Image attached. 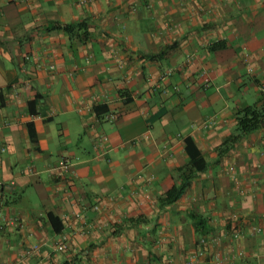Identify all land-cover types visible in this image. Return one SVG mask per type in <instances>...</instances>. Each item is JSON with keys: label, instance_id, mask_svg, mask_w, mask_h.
Listing matches in <instances>:
<instances>
[{"label": "crops", "instance_id": "crops-1", "mask_svg": "<svg viewBox=\"0 0 264 264\" xmlns=\"http://www.w3.org/2000/svg\"><path fill=\"white\" fill-rule=\"evenodd\" d=\"M262 101L264 0H0V264H264Z\"/></svg>", "mask_w": 264, "mask_h": 264}, {"label": "trees", "instance_id": "trees-1", "mask_svg": "<svg viewBox=\"0 0 264 264\" xmlns=\"http://www.w3.org/2000/svg\"><path fill=\"white\" fill-rule=\"evenodd\" d=\"M86 25L87 23L85 20L70 24L55 21L51 24L48 30L59 29L68 34H75L82 29V32L79 33V35L86 37ZM219 46H221L220 42H216L211 45L212 48H217ZM31 103L32 101L29 102V104ZM234 118L236 121L235 133L228 136L219 146L216 147L215 150L218 154L226 152L229 146L241 136L264 126V101L260 103L242 105L235 111ZM193 152L195 156L191 159V163L188 164L187 167L190 171L203 169L206 166V162L202 159L201 155L196 153L195 150ZM189 175L190 173L182 174L180 181L178 183H174L173 186L161 197V200L165 203H171L179 198L188 183ZM48 216L53 225L56 224V222H54L56 217L50 213H48ZM190 217L192 218L194 230L197 234L207 235L208 233L214 232V229L210 227L206 216H201L195 212H191Z\"/></svg>", "mask_w": 264, "mask_h": 264}, {"label": "built area", "instance_id": "built-area-1", "mask_svg": "<svg viewBox=\"0 0 264 264\" xmlns=\"http://www.w3.org/2000/svg\"><path fill=\"white\" fill-rule=\"evenodd\" d=\"M111 116L112 117H114V115H112L111 114ZM63 165H64V168H67V165L65 164V163H63ZM232 168L230 167V170H231ZM18 221V220H17ZM258 230H260V229H258ZM238 234V232H235V236ZM201 240H203V238H201ZM34 248H37V246H33ZM65 248V244L64 243H59V244H57V249L58 250H63ZM28 252H30V251H27L26 253H28Z\"/></svg>", "mask_w": 264, "mask_h": 264}]
</instances>
